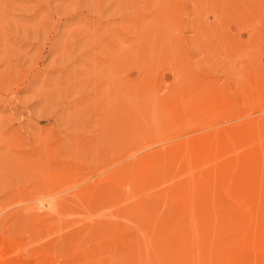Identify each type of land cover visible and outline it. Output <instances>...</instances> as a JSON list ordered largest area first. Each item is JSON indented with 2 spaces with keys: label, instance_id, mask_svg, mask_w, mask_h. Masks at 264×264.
I'll return each mask as SVG.
<instances>
[{
  "label": "rangeland",
  "instance_id": "rangeland-1",
  "mask_svg": "<svg viewBox=\"0 0 264 264\" xmlns=\"http://www.w3.org/2000/svg\"><path fill=\"white\" fill-rule=\"evenodd\" d=\"M0 264H264V0H0Z\"/></svg>",
  "mask_w": 264,
  "mask_h": 264
}]
</instances>
